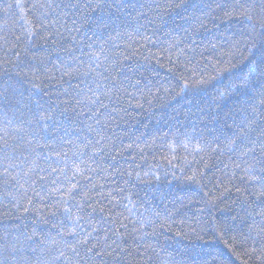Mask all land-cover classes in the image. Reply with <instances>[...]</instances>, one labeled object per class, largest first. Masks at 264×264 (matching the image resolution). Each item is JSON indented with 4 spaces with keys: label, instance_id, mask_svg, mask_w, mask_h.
Instances as JSON below:
<instances>
[{
    "label": "trees",
    "instance_id": "1",
    "mask_svg": "<svg viewBox=\"0 0 264 264\" xmlns=\"http://www.w3.org/2000/svg\"><path fill=\"white\" fill-rule=\"evenodd\" d=\"M231 3L0 0V247L15 246L11 264H264V171L241 151L242 133L264 131V108L229 90L243 63L228 53L246 39L221 7ZM193 14L203 26L185 31ZM77 215L90 245L106 229L115 248L118 231L127 253H73Z\"/></svg>",
    "mask_w": 264,
    "mask_h": 264
},
{
    "label": "snow or ice",
    "instance_id": "2",
    "mask_svg": "<svg viewBox=\"0 0 264 264\" xmlns=\"http://www.w3.org/2000/svg\"><path fill=\"white\" fill-rule=\"evenodd\" d=\"M88 8H92L91 4L85 5ZM182 4L180 2L176 3H165L161 5H157L158 9H163L165 11L169 10L171 7H181ZM99 7V5H97ZM135 7V5H133ZM199 5H193V8H197ZM221 7H225L226 16L233 17L235 16L240 21L239 33L242 37H246L243 41H235L228 53V61L227 63H233L237 58L239 62L243 63V68L240 72L233 73L230 78L229 90L231 91L233 88L241 90L245 96V98L251 97L252 99H256L259 97L258 103L264 108V0H233V3L229 5H221ZM189 21V27L185 29V31H197L199 27L203 26L204 21L199 17L193 14L190 17H186ZM102 47V46H101ZM215 47V45H213ZM93 56L97 61H99V57ZM99 66V65H97ZM91 68V66H90ZM95 71L94 68L91 69ZM73 67L72 65H68L65 68V74L71 76L73 75ZM10 86H5V90ZM184 87H188L184 85ZM99 100V96H96L95 100H92L91 103H96ZM253 111L255 112V106L253 105ZM38 119L43 121L45 117L43 115L38 116ZM99 123V121H97ZM255 123L253 119L250 121V125ZM250 126L246 128L245 133L250 131ZM0 139H3L0 137ZM247 140L248 143L243 145L242 157H249V154H252L251 159L255 160L257 163L262 165L261 171H264V131L261 132L260 137H256L255 139L250 138L246 134H241V142ZM235 144V140L232 141V145ZM230 145V147L232 146ZM8 142L5 139L2 146H0V150H7ZM248 166L243 170L248 173L252 179H256L253 175L254 165L250 164L248 160L244 161ZM11 165H6L4 168V175L7 176L8 169ZM32 169H29L31 171ZM78 174L80 173L79 169L77 170ZM24 175H28L27 172ZM16 179V177H13ZM40 179H44L43 176ZM72 187H75L73 185ZM72 187L68 188L67 191L70 193L72 191ZM260 195L264 196V181L259 183ZM82 207V205H81ZM65 213L71 216V208H65ZM258 215L264 216V212H259ZM81 217L77 215L75 219L72 220L70 225L69 235H73L76 237V241L72 243L70 246L72 247V252L77 253L78 244L86 245L85 255L88 256L89 259H95L96 256L103 257L104 255H112L113 252L119 251L120 255H124L127 253V249L122 246L121 243L117 241L123 240V237L120 235L118 231H116V239L113 240V244H116V247L113 248L112 244H107L106 242L109 239L107 230H104L103 241L105 243H101L100 238H95V243L89 244L90 239H92V232H86L83 237L81 234L76 231V226L79 225ZM82 227V225H79ZM98 229L93 226L92 231H97ZM111 249V251H108ZM16 253V248L14 245H9L7 241H5L4 245L0 247V264H11L10 257H13ZM91 254V255H90ZM117 264H119V256L117 257Z\"/></svg>",
    "mask_w": 264,
    "mask_h": 264
}]
</instances>
